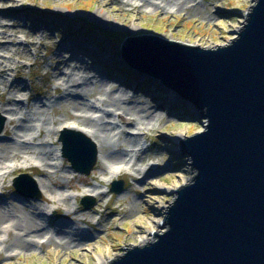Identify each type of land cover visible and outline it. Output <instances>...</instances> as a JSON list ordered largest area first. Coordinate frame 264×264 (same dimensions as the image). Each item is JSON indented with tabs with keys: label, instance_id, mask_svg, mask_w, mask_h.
Returning a JSON list of instances; mask_svg holds the SVG:
<instances>
[{
	"label": "rangeland",
	"instance_id": "obj_1",
	"mask_svg": "<svg viewBox=\"0 0 264 264\" xmlns=\"http://www.w3.org/2000/svg\"><path fill=\"white\" fill-rule=\"evenodd\" d=\"M190 1L188 8L183 10L162 12L130 9L122 6L121 0H0V106L9 100L17 111L15 118L0 114L6 121L0 133V144L14 139L26 147L44 146L52 150L45 167L30 155H22L20 160H7L6 166L0 167V205L7 208L10 218L0 226V264H99L105 260L108 264L117 259V255L123 256L127 248L154 241L153 231L158 234L166 231V223L161 222L167 215V205H172L177 198L175 189L184 183L192 184L191 178L197 174L194 168L190 170L188 154L180 152L179 145L182 144L179 140L205 131L207 121L196 117H192L193 120L171 118L169 109L157 110L156 96H162L166 91L161 90V83L152 77L147 79L154 83L155 89H137L122 85L109 73L106 77L101 67L107 71V68L118 66V74L135 77L137 72L128 67L120 46L125 38L143 34L203 49H217L218 45L226 47L247 21L246 12H251L257 3V0ZM134 4L140 6L141 3ZM18 13L21 15L17 18ZM71 44H85L92 51L95 64L86 54L65 49ZM70 59L71 67L77 64L79 70L86 68L106 85L123 91L129 105L138 107L143 114L156 115L153 126H143V130L135 125L136 115L125 118L119 113L103 119V123L113 126L110 131L113 144L120 145L125 137L137 136L131 147L124 146L127 151L125 161L135 164L136 172L124 164L108 171L100 154L89 175L75 172L67 159H62L63 166L54 161L60 158V125L77 126L72 123L76 115L97 120L105 107L100 104L105 99L104 91L94 90L80 97L79 93L66 91L67 86L55 89L57 73L63 76L71 72L70 67L60 63ZM72 101L87 104L90 111L84 112L72 105ZM40 109L50 118L44 125L38 121ZM179 112L186 113L184 110ZM157 114L161 115L160 120H157ZM17 118H28L33 122L31 131L15 139L7 120ZM86 138L99 146L93 139ZM176 150L177 154L173 152ZM44 171L57 177L53 186L45 176L42 177ZM146 171V179H139ZM21 174L44 181L48 191L34 183L33 189L26 194L17 193L12 180ZM119 181L123 182V190L112 192V183ZM158 184L169 190L163 191ZM149 193H153L156 200L149 197ZM88 197L93 199L94 205L84 209L80 201ZM47 214L55 220L51 222V228L86 233L89 239L80 248H68L51 240L43 244L39 241L41 236L28 238L40 244L31 253L18 255L12 246L16 236L23 234L16 227H24L35 217L39 223H44ZM142 237L150 240L142 242ZM1 244L8 251L3 250Z\"/></svg>",
	"mask_w": 264,
	"mask_h": 264
},
{
	"label": "water",
	"instance_id": "obj_2",
	"mask_svg": "<svg viewBox=\"0 0 264 264\" xmlns=\"http://www.w3.org/2000/svg\"><path fill=\"white\" fill-rule=\"evenodd\" d=\"M252 7L226 47L202 49L152 34L122 42L131 69L156 79L171 99L204 112L207 126L179 140L197 174L175 189L161 222L169 229L153 231L158 240L127 248L110 264H264V0ZM3 127L0 117V133ZM60 142L71 169L89 175L97 160L94 144L69 129ZM21 181L33 185L20 175L14 183L19 192ZM122 190V181L112 184V192ZM88 198L81 200L84 209L94 205Z\"/></svg>",
	"mask_w": 264,
	"mask_h": 264
},
{
	"label": "bare ground",
	"instance_id": "obj_3",
	"mask_svg": "<svg viewBox=\"0 0 264 264\" xmlns=\"http://www.w3.org/2000/svg\"><path fill=\"white\" fill-rule=\"evenodd\" d=\"M8 1H13V0H8ZM114 1H119V0H114ZM139 1L141 4L140 6H135V2ZM122 6L124 7H128L130 9H136L139 8L140 10L142 9H150L152 11H162V12H168V11H174L175 10H183L184 8H188V6L191 4L190 0H121L120 3ZM193 4V3H192ZM195 6V5H193ZM192 7V6H191ZM252 12V11H251ZM21 13H18V17H20ZM250 15H248L249 17ZM98 19H103L101 16H97ZM247 23V21L245 22V24ZM243 28H241L240 31H242ZM239 31V32H240ZM238 34V33H237ZM237 38V37H236ZM235 38V39H236ZM168 40V39H166ZM232 44V42H231ZM230 44V45H231ZM70 47H66L65 49L71 51L72 53L75 52H79L82 54H86L87 56H89L92 60H94V64H95V59L94 56H92V51L89 50L87 48V46L84 44L81 45H75L73 46V44L69 45ZM203 49V48H202ZM17 50V49H15ZM214 50V49H211ZM58 58L61 59V53L59 52L58 54ZM105 61H107V64H110V61L108 62L107 58H104ZM71 61L67 60L65 63L63 62L60 63V65H65L66 67H70L71 68V72L69 73V75H63V76H58V73L56 75V79H55V84L56 87L55 89L57 90L58 87H63V86H67V88L65 89L66 91H72L73 93H79L78 95L81 97L84 94L87 95L90 92L94 91V90H98V91H104L105 92V99H102L100 104L101 106H105L103 108V110L101 111L102 115L98 116L97 120L91 119V117L87 118L86 116H74L72 119V123L77 124V126L74 125H66V124H62L60 125V129L62 128H67L69 130H73L76 132L81 133L83 136H87L91 139H93V141H95L99 146L94 145L96 151H97V157L99 159V154L104 162L103 165H106V170L110 171L116 168V165H126L127 168L130 171L136 172V166L131 165L129 162L126 163L125 161V156H126V149L124 148V146H129L131 147L135 142H136V137H125L123 140V143L120 145H116L112 143V139L110 136V131H112L113 126L111 125H107L105 123H103V119L106 118L108 115H113V114H118V115H122L125 118H131L128 116H134L135 115L138 117V119L136 118L137 123L135 124L136 127L139 128V130H143V126H151L152 121L156 119V115L150 114V113H142V111L138 108V107H134L129 105V99L126 98L127 96L125 95V93L121 90H115L113 87H110L108 85H106L104 83V81H100L97 78H95L96 76L93 74L92 75V71H89L84 68L83 70H79L78 67H80L79 65L75 64V66L71 67ZM126 62V61H125ZM127 63V62H126ZM129 67V66H128ZM103 71V73L106 75V77H109V74H111L110 77L114 78L115 80H117L119 83H121L122 85L125 86H130L132 88H137V89H141L144 87L149 89V88H153L155 89V85L154 83L150 80H148L147 78L150 77L149 75L140 72V71H135L137 72L136 76H129L126 75V73H122L120 75V73L118 74V66L113 68H107V71L104 67H101ZM120 72V71H119ZM109 73V74H108ZM154 79V78H153ZM150 81V83H149ZM154 81L158 82L156 79H154ZM159 86L156 85V88H158ZM149 89V90H151ZM163 90V89H161ZM156 93V92H154ZM69 96V95H68ZM74 97V96H73ZM68 99V98H67ZM68 101V100H67ZM69 102V101H68ZM10 101L8 100L6 103H4L2 106H0V114H10V118H15L16 117V109L11 107V104H9ZM72 105H75L76 107H80V109H82L84 112H89L90 108L89 106L86 104H78V101H72L70 102ZM156 109H169L170 112V117L171 118H175L177 117L178 119H192V117H196L198 119H204L201 117V115L204 114V112L202 111H196L192 108V106L190 105L189 102L187 101H181V100H177V99H171L169 97V95H167V93H165L162 96H156ZM179 110H184L186 113H180ZM81 111V110H79ZM81 111V112H83ZM83 112V113H84ZM120 113V114H119ZM38 115L40 117V121L42 123V125L45 124V122L47 120H50V118H47V113L45 110L40 109V111L38 112ZM7 116V115H5ZM161 119V115L158 116L157 114V120ZM193 120V119H192ZM35 121V120H34ZM6 123V121H4ZM31 122V123H30ZM33 121H31L28 118H17V120H13V119H8L7 123L12 126L13 130H14V137L19 138L21 134L27 133L29 131H31L32 124ZM49 123V122H48ZM47 124V123H46ZM153 126V124H152ZM151 126V127H152ZM43 129L46 130V128L43 126ZM59 129V130H60ZM85 130V131H84ZM88 130V131H87ZM59 132V131H58ZM122 134V132H120ZM135 136V135H134ZM90 140V139H89ZM92 143V142H91ZM94 143V142H93ZM182 144V143H181ZM116 145V147H115ZM123 147V150L120 148ZM59 150V148H58ZM183 150V149H182ZM184 151V150H183ZM174 153H178V151H173ZM52 150L49 147H39L36 149H33L32 147H26L23 144H21L20 142L16 141L13 139V141H4L0 144V167L6 166V161L7 160H20L22 159V155H30L33 158L35 157L37 160H39L43 165H41L42 167L47 166L48 165V161L49 158L51 156ZM185 154H187L184 151ZM57 156V155H56ZM54 161L58 162V166H63V161L62 158H56L54 159ZM54 166L57 164H53ZM109 166V167H107ZM147 171L145 172L144 176L140 178L141 180L146 179V175H147ZM45 176V180L47 182H49L52 186L54 184V182L57 180V177H55L54 175L44 171L42 177ZM32 179V183L34 185V183L39 184V187H41L43 190L45 189L46 191H48V186L46 185V183L42 180H37L34 178ZM57 184V182L55 183V185ZM33 185L31 183H28L27 181H21L20 182V192L22 194H26L27 191H29L31 188L33 189ZM158 186L163 190H169V188H166L165 186H160V184H158ZM93 193V191H92ZM160 193V192H159ZM29 195V194H27ZM149 197L153 198L154 200H156L154 198L153 193H149ZM98 196V194L96 195ZM48 201V200H47ZM46 202V200H45ZM49 204V203H48ZM6 207L5 206H1L0 205V226L2 224H4L6 221H9V215L6 211ZM45 221L44 223H39L38 218H30L29 223L26 224L24 227L21 225H18L16 227L17 230H19L23 235L20 236H16L15 240H14V244L12 247H15L16 252H18V255H23L24 253H31L32 251L36 250V245H39V241H41V243L43 244H48V242L50 243V240L55 244H57L58 246H65L68 248H80L82 247V244L84 242H86L89 237L88 234L86 233H76V231H66V230H60L59 228H51L52 227V223L55 221L53 220V216H46V218H44ZM52 222V223H51ZM158 223V222H157ZM43 224H46L47 227H45ZM165 226V225H164ZM49 227V228H48ZM166 231L169 229V226L166 223ZM52 229V230H51ZM165 231V232H166ZM52 232V233H50ZM164 233V232H163ZM160 233V234H163ZM25 235V238H23V236ZM38 236H41V238L39 239L38 243L36 244V242H33L32 240H28L31 238H37ZM149 236V235H148ZM27 238V239H26ZM149 241L150 239L148 237H142L140 241L144 242V241ZM156 240H158V236H156L154 241L151 242H155ZM5 244V243H4ZM4 244L2 245L3 250L6 249V247L4 246ZM148 244H146V246H148ZM145 245L140 246V248H143ZM10 247V246H9ZM38 248V247H37ZM10 249V248H9ZM6 251H8V249H6ZM11 256H9L10 258ZM111 262V261H110ZM110 262L108 264H110ZM106 260L105 261H100L99 264H106Z\"/></svg>",
	"mask_w": 264,
	"mask_h": 264
},
{
	"label": "trees",
	"instance_id": "obj_4",
	"mask_svg": "<svg viewBox=\"0 0 264 264\" xmlns=\"http://www.w3.org/2000/svg\"><path fill=\"white\" fill-rule=\"evenodd\" d=\"M121 47V46H120ZM122 54V53H121Z\"/></svg>",
	"mask_w": 264,
	"mask_h": 264
}]
</instances>
